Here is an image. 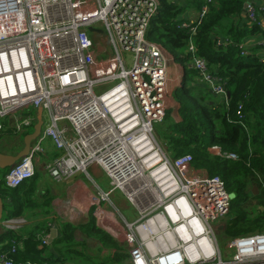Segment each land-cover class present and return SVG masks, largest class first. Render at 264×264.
I'll use <instances>...</instances> for the list:
<instances>
[{"label":"built area","instance_id":"1","mask_svg":"<svg viewBox=\"0 0 264 264\" xmlns=\"http://www.w3.org/2000/svg\"><path fill=\"white\" fill-rule=\"evenodd\" d=\"M210 2L181 27L197 24ZM246 5V24H259L257 9ZM159 8L158 0H0V131L7 121L24 134L36 123L30 110L48 116L4 184L15 189L32 179L41 144L50 139L61 152L46 167L52 180L92 168L106 177L109 190L91 187L86 212L126 246V264H264V232L218 238L232 202L225 183L194 169L191 155L171 156L157 137L156 125L174 99L168 88L173 59L147 37ZM239 48L250 55L247 43ZM258 55L264 60V52ZM192 65L198 81L227 102L206 62L193 57ZM115 191L132 208V219L108 204ZM13 222L4 228L17 229ZM49 237L42 236V243ZM14 253V246L0 251V264H38L14 263Z\"/></svg>","mask_w":264,"mask_h":264},{"label":"trees","instance_id":"2","mask_svg":"<svg viewBox=\"0 0 264 264\" xmlns=\"http://www.w3.org/2000/svg\"><path fill=\"white\" fill-rule=\"evenodd\" d=\"M158 1L159 12L147 37L184 69L180 86L173 93L180 121L166 114L160 126L163 143L172 156L191 155L194 169L225 183L232 202L227 226L218 232L219 239H229L227 232L232 238L263 233L264 60L258 54L264 52V10L260 9L264 0H211L206 14L190 28L181 25L190 23L205 0ZM247 3L257 9L259 24H246L242 11ZM188 9L194 14L185 20ZM218 39H227L228 44L217 46ZM261 39L263 43L256 44ZM241 42L247 43L249 56L242 55ZM190 44L194 47L192 53L188 51ZM193 57L206 62L211 76L229 94L227 102L217 100L206 85L196 81L199 74L192 67ZM3 134L25 136L15 131ZM6 173L8 170L0 177V198L6 208L10 206L6 218L25 220L20 216L23 210L31 208L32 199L35 205L38 200L37 174L14 190L4 184ZM10 199L17 205H12ZM24 199L27 201L23 203ZM40 226L27 236L17 234L20 227L4 228L9 243L0 251L9 252L14 246L15 253L9 256L14 263L30 260L38 264H126L129 259L127 249L98 228L93 218L77 226L57 220L58 233L50 244L41 240V233L50 230ZM76 231L96 239L108 251L87 254L85 245L75 238Z\"/></svg>","mask_w":264,"mask_h":264},{"label":"crops","instance_id":"3","mask_svg":"<svg viewBox=\"0 0 264 264\" xmlns=\"http://www.w3.org/2000/svg\"><path fill=\"white\" fill-rule=\"evenodd\" d=\"M171 2L180 3L181 0H169ZM194 14L193 12H189V9L186 12L185 20H188L189 15ZM194 19V15L192 16ZM184 75V69L182 66H180L178 63L171 62L168 67V88L169 90L174 93V91L180 86L182 77ZM198 83V78L196 80ZM174 82H177L175 85ZM178 110V103L173 99L172 102V109L171 114L173 112L176 113V117L172 115V118L178 122L180 121V118L177 114ZM34 114H37L34 112ZM42 113V117H43ZM44 120V118H43ZM47 124V123H46ZM44 160H47V157L44 153ZM41 160L39 159V162ZM44 163L42 162L40 164V168L36 167L35 173L36 179L38 180L37 188L38 190L35 192V197H37V203L35 205L34 199H32L31 208L30 209H24L23 214L20 216L24 218L23 219H17L13 218L14 225L19 226L18 228V235L19 236H27L30 232H33L36 230V228L40 226V228H48L49 230L55 229L58 233L56 221L59 220L60 222L67 223L66 220L71 221L75 220L84 216V218L78 219L77 223L85 224L89 220H91V216L89 213L86 212L87 208H89L90 205V189L80 178H76V176L71 177L69 179H66L64 182L56 185L53 183L50 178V176L47 174ZM96 169V168H92ZM91 169V170H92ZM95 174L103 175L99 170H92ZM7 174V173H6ZM5 174V175H6ZM3 175V176H5ZM1 177V175H0ZM33 179V178H32ZM30 181V180H29ZM27 182V181H26ZM56 185V186H55ZM55 186V188H54ZM15 190V189H14ZM81 190L82 194L76 197V191ZM58 192V194H57ZM21 198H24L21 196ZM11 200V199H10ZM12 205H17V203L12 199ZM27 200H23V203ZM14 205V206H15ZM12 209V207H11ZM10 210V206L8 205L7 211L4 212V214H8V211ZM8 218V217H7ZM22 221V222H17ZM45 223V224H44ZM73 223V222H72ZM44 224V225H43ZM71 224V223H70ZM74 226H77L76 224H72ZM50 235V231L47 233H41V235ZM48 240V239H47ZM9 240L5 236V230L0 225V250L8 245ZM49 244V243H48ZM30 262V260H26ZM19 262H24V260H20ZM86 264V263H83Z\"/></svg>","mask_w":264,"mask_h":264},{"label":"rangeland","instance_id":"4","mask_svg":"<svg viewBox=\"0 0 264 264\" xmlns=\"http://www.w3.org/2000/svg\"><path fill=\"white\" fill-rule=\"evenodd\" d=\"M91 32V31H90ZM177 82H174L173 84L175 85ZM31 113L34 114V110H30ZM168 114H170V112L168 111L167 112ZM27 112L24 111L22 112L21 114V117H25L27 116ZM171 115V114H170ZM172 115L174 117H176V114L175 113H172ZM171 115V116H172ZM43 118H44V124L48 123V116L44 113L43 115ZM162 124V123H161ZM161 124H158L156 125V134H157V137L158 139L160 140V142L166 146L164 143H163V140L165 139L164 137V134L160 131V126ZM45 126V125H44ZM33 130V127L32 128H29V129H26L25 131V135L26 134H29L31 133ZM5 131H15V129L13 128V125L12 123H8L7 121H5L3 123V132ZM2 132V134H0V153H3V154H10V155H13L15 153H17L23 146V138L24 137H16L14 134H12L11 136H7V135H4ZM23 135V134H22ZM165 141V140H164ZM167 147V146H166ZM41 148L43 150V154H39L38 155V158L41 160L40 162L38 161V164H37V168H40V164L42 162H45L44 163V168L47 172V169L46 167L48 165H51L53 160L60 157L61 156V152L60 151H57L55 149V147L53 146L52 144V141L50 139H46L42 144H41ZM168 152L169 149L167 150ZM44 153L47 157V160H44L43 161V158L44 157ZM172 156V155H171ZM92 170H98L97 168L96 169H92ZM91 169H88L87 171V174L84 173V172H81V173H78L76 174V178H80L82 179V181L89 187V188H94V191L97 193L98 190L100 189L101 191L103 192H107L109 190V187H108V182H107V179L106 177L103 175H100V174H95ZM100 171V170H99ZM102 173V172H101ZM48 174V173H47ZM74 177V176H73ZM53 183H55L56 185L64 182L65 180H60V181H54V180H51ZM55 185V186H56ZM54 186V188H55ZM56 189V188H55ZM58 194V192H57ZM82 192L81 190H77L76 191V197H78L79 195H81ZM250 202H253V200H250ZM112 209H113V206L117 208V210L124 216L126 217L128 220L132 219V215H133V210L132 208L130 207V205L126 202V200L124 199L123 195L119 192H112V194L110 195V203H108ZM89 215L91 216V220H92V213L89 212ZM7 215L4 214L3 218H5ZM81 218H84V216L78 218V219H81ZM75 218V220H71V221H68L66 220L67 223H71V224H76V225H80V223H77V220ZM228 216L226 218V221H228ZM73 222V223H72ZM102 223V221H100ZM103 224V223H102ZM104 225V224H103ZM106 234V233H105ZM108 235V234H107ZM109 237L113 238L111 235H108ZM226 237L227 238H232L233 236L230 235L229 232L226 233ZM75 238L76 240H78L79 242L83 243L86 247V251H87V254H102V253H106L108 250L107 248H104L101 243L99 241H97L96 239L92 238V237H87L86 235L82 234L81 232L79 231H76L75 232ZM114 240V238H113ZM115 241V240H114ZM224 241H220V245L222 247V250H223V247H224ZM117 242V241H115ZM47 244V243H46ZM122 245V247H126L124 244H120ZM123 249V248H122ZM114 251V250H112Z\"/></svg>","mask_w":264,"mask_h":264},{"label":"water","instance_id":"5","mask_svg":"<svg viewBox=\"0 0 264 264\" xmlns=\"http://www.w3.org/2000/svg\"><path fill=\"white\" fill-rule=\"evenodd\" d=\"M247 5H244V8ZM242 11V17H244V10ZM92 32L93 29L89 28L88 32ZM192 67L194 68V66L192 65ZM226 98L229 99V94H226ZM44 125V120L42 117V110L39 109L37 110V116H36V123L33 126V130L31 133L26 134L23 138V146L22 148L15 154L10 155V154H3L0 153V175H2L1 173L5 172V171H9L13 166H15L21 159H23L25 156L28 155L29 151H30V147L33 144V142L39 137L42 128ZM254 193H256V188H254L253 190ZM7 211V208L5 207L3 200L0 198V225L2 224L3 228H4V222L7 221V218H3L4 216V212ZM57 235V231L55 229H51L50 230V237L47 240V244L51 243V241L56 237Z\"/></svg>","mask_w":264,"mask_h":264}]
</instances>
